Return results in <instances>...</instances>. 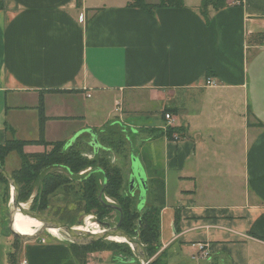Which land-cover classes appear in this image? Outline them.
I'll return each mask as SVG.
<instances>
[{"label":"crops","instance_id":"obj_1","mask_svg":"<svg viewBox=\"0 0 264 264\" xmlns=\"http://www.w3.org/2000/svg\"><path fill=\"white\" fill-rule=\"evenodd\" d=\"M207 1L148 10L131 0H0V146L39 139L41 95L47 142L138 132L135 148L125 137L129 193L139 191L140 205L135 164L150 193L155 176L164 180L161 203L146 197L162 207L153 259L264 264V0L219 10ZM166 113L182 129L177 140L163 134ZM199 244L210 260L191 259ZM10 254L16 264H82L52 240L14 238L0 264ZM140 263L100 251L83 264Z\"/></svg>","mask_w":264,"mask_h":264},{"label":"trees","instance_id":"obj_2","mask_svg":"<svg viewBox=\"0 0 264 264\" xmlns=\"http://www.w3.org/2000/svg\"><path fill=\"white\" fill-rule=\"evenodd\" d=\"M131 7H142L148 10L159 8H181L184 6V0H159L160 3L150 5L146 0H131ZM227 0H214L211 4L215 10L222 9L226 6ZM243 0H236L241 5ZM207 0H203L202 7H206ZM204 12V10H203ZM264 43V36H259ZM209 73H211L209 71ZM40 118L39 139L37 141H18L9 140L3 146H0V168H4V161L12 153H17L20 159V166L12 172V175L18 182L20 188L19 201L24 202L34 188L37 190V196L33 201L32 211L43 214L49 205L50 198L58 192H64V195L73 193L83 204V211L86 214H94L100 223L104 217L111 215L115 211L104 199L107 196L115 201L117 207L122 212L121 229L137 238L146 248L149 258L155 257L160 250V211L161 205H156L152 201L146 199L144 207L139 210L132 205V196L123 193L124 178L120 167L109 159L107 147L114 149L118 145L121 147L125 144V139L118 137L110 139L109 135H105L104 128L101 130L94 129L99 134V144L101 148L95 152L94 148L87 145L84 134L76 138L73 143L67 144L63 141L47 142L44 137V127L46 117L44 115V100L40 96L39 105L37 107ZM182 129L171 127L164 135L170 140H176L174 133H181ZM117 133V132H116ZM115 133V134H116ZM175 137V138H174ZM101 141V142H100ZM29 145L43 146L46 150L43 153L28 154L25 147ZM90 145V144H89ZM88 146V147H87ZM85 148L89 149L88 154ZM91 148V149H90ZM60 167L66 173H58L50 171L52 168ZM86 168L92 170L79 178L77 182L71 180L72 175ZM155 184V192L148 191L149 197H156V201L162 202L164 196V180L162 176H155L152 180ZM0 184L7 186V195L9 196V182L0 175ZM156 202V203H157ZM32 227V226H30ZM92 232V231H91ZM90 232V233H91ZM86 233V232H85ZM18 241V240H17ZM76 254L79 261L86 263L88 257L93 252L111 251L122 255L131 256L133 254L131 247L126 243H116L110 240L99 241L90 246H80L68 243ZM161 260H165L163 254L157 256L152 264H159ZM9 264H16V260L9 255ZM164 264H166L164 262Z\"/></svg>","mask_w":264,"mask_h":264},{"label":"rangeland","instance_id":"obj_3","mask_svg":"<svg viewBox=\"0 0 264 264\" xmlns=\"http://www.w3.org/2000/svg\"><path fill=\"white\" fill-rule=\"evenodd\" d=\"M171 127H174V126L164 125L163 133L166 134ZM179 129H181V128L179 127ZM104 131H105L104 132L105 135H109L111 140L117 139V138H114L115 136L116 137L117 136L122 137L123 139H125V137L127 135H129V138H130V141L133 145V148H135L137 145H139L141 140L144 139L143 135L139 134L138 132L133 131L135 133V135L133 136L132 134L129 133V130H128V134H127V131H123L119 127H116V130L113 129L112 131H110L109 128H104ZM97 135H98V141H99L100 140L99 134H97ZM174 135L179 137L181 135V133H174ZM86 138H87L86 139L87 145L90 146L89 143L91 142V137L88 135ZM65 143H67V142H65ZM135 144H137V145L135 146ZM101 145L103 146L102 143H101ZM29 146L34 147L37 145H29ZM41 149L45 150V147L41 146ZM106 149L109 151L107 156L109 157V159L111 161H113L114 163L117 160L120 161L119 167H120V170H121L123 178H124V185H123L122 191L124 194L128 195L129 186H128V175H127L128 173H127V171H129L128 166L130 164V148H129L127 142L125 141V144L123 147L118 145L116 148L111 149V148L107 147V145H106ZM85 150L87 152L89 151V149H87V148H85ZM39 153H41V152H39ZM30 154H36V153H30ZM88 154H90L92 156V154L90 152H88ZM19 166H20V159H19L17 153H12L4 161V168L3 169L12 173L14 170L19 168ZM91 170H92L91 168H86L85 170L80 171L78 173V175H72L71 180L74 182H77L79 180V178L84 177L85 174H87ZM50 171L62 172V173L65 172L64 169H62L60 167L52 168ZM9 189L10 190H9V196H8L7 195V186L4 184H0V260H1V254H2V256L5 253L7 255V253L12 251L13 243H14V237L11 235L10 230L8 229L10 217L13 213L12 187L10 185H9ZM138 195H139V191H136L133 193V196H132V205L136 209L139 205ZM35 196H37L36 188H34L31 195L26 200H24V202H20V203L24 204L26 207L28 206L27 208L29 210H31V208L33 207V201L35 200ZM104 199L109 205L114 206L116 208H119V207H117V204L115 203V201L112 200L111 198L104 196ZM43 214L48 216V217L62 221L65 224L69 225L70 227H82V225L85 226L87 219L92 217L91 222H93L94 224H97L101 228V230L104 229V227L101 224L107 223L111 227H114L117 225L120 218L122 217V213L115 210L113 213H111V215L104 217L102 219L103 223H100L97 220L96 215L86 214L83 211V204L78 200V198L75 195H73V193L65 196L64 192H62V191L58 192L55 196H52L50 198V205H49L48 209L45 212H43ZM38 230L39 229H36L34 227L27 226L25 228V232L23 231V234H25V235L35 234V233H37ZM79 230H80V228H79ZM91 231L92 230L90 228H87V230L85 232L90 233ZM91 233L95 234L94 231H92ZM10 236H12V238L8 240L7 237H10ZM37 239L46 240V241L52 240V241H56V242H64L67 244L70 243L66 239V237L63 235L61 236L60 239H56V238H53L52 236H50L47 232L41 234V236ZM32 240L34 241L36 239L32 238ZM17 242H20V241H17ZM132 252H133V254L131 256L138 258V256L136 255V253L133 250H132ZM153 258L154 257H151L150 260L153 261L154 260ZM164 262H165V260H161L159 262V264H164Z\"/></svg>","mask_w":264,"mask_h":264},{"label":"water","instance_id":"obj_4","mask_svg":"<svg viewBox=\"0 0 264 264\" xmlns=\"http://www.w3.org/2000/svg\"><path fill=\"white\" fill-rule=\"evenodd\" d=\"M92 136V140L90 142V146L94 148L95 152L101 148L98 139H97V134L94 132L90 133ZM135 164V162H134ZM135 166V172L131 178V184H133L136 180L140 184V205H139V210H141L146 202V197L148 193V187H147V179L144 174L139 173L138 170L136 169V164ZM0 175H2L10 184L12 187V204H13V213L10 217V221L8 224V229L10 230L11 235L20 241V243H24L26 241H31L32 238H39L41 234L45 233L48 231V229H57L61 235L65 236L66 239L76 245L80 246H90L93 245L99 241H107L110 238H115L119 237L124 239L125 243L128 244L131 249L136 253L138 256L141 264H152V261L150 260L145 246L135 237H132L130 234L125 232L123 229H121L122 225V217L120 218L119 222L117 223L116 226L111 227L107 223L101 224L104 229L101 230V232L97 234H92V233H85V232H79L76 230L75 227H70L69 225L65 224L62 221H59L57 219L48 217L44 214H40L37 212H34L32 210H29L28 208H25L22 203L19 201V196H20V188L18 185L17 180L15 177L12 175V173L8 172L7 170L0 168ZM111 208H114L118 212H121V209L116 208L114 206H110ZM19 212L25 217H28L30 219H33L39 223H41V228L38 230L37 234L35 236H25L17 233L14 229V223H15V217L16 214Z\"/></svg>","mask_w":264,"mask_h":264},{"label":"bare ground","instance_id":"obj_5","mask_svg":"<svg viewBox=\"0 0 264 264\" xmlns=\"http://www.w3.org/2000/svg\"><path fill=\"white\" fill-rule=\"evenodd\" d=\"M23 206L25 208L28 207V206L26 207L24 204H23ZM15 214H16V217H15L14 229L17 233H19L21 235H25L22 233L27 226H32L36 229H40L42 226L41 223H39L33 219H30L28 217H25L22 214H20L19 212L15 213ZM91 218L92 217L87 219L85 226L82 225V227H75L76 230L79 232H85L87 230V228H90L92 231H94L95 234L101 232V228L97 224H94L93 222H91ZM79 228H80V230H79ZM47 233L56 239H60L62 236L61 233L57 229H53V228L48 229ZM36 234L37 233L32 234V235H25V236H35ZM109 240L116 242V243H125L124 239L119 238V237L110 238Z\"/></svg>","mask_w":264,"mask_h":264},{"label":"built area","instance_id":"obj_6","mask_svg":"<svg viewBox=\"0 0 264 264\" xmlns=\"http://www.w3.org/2000/svg\"><path fill=\"white\" fill-rule=\"evenodd\" d=\"M207 86H212V87H214V86H216V84H215V82L214 81H212V80H208L207 81ZM90 97V96H89ZM165 119H166V121L169 123L168 125H171L170 123L172 122V116H171V114H169V113H166L165 114ZM175 137H177V136H175ZM174 137V138H175ZM177 140V139H176ZM46 241L45 240H42V243H45ZM197 250H198V256L196 257V256H193L191 259L193 260V261H199V260H210V257H211V254H210V252L208 251V247H207V245H203V244H199L198 245V248H197ZM24 264H27L26 262H24Z\"/></svg>","mask_w":264,"mask_h":264},{"label":"flooded vegetation","instance_id":"obj_7","mask_svg":"<svg viewBox=\"0 0 264 264\" xmlns=\"http://www.w3.org/2000/svg\"><path fill=\"white\" fill-rule=\"evenodd\" d=\"M90 144V143H89ZM46 150H48L47 148L43 151V152H45ZM43 152H41V153H43ZM63 169V168H62ZM65 171V170H64ZM58 173H62V172H58ZM65 173V172H64ZM136 182V181H135ZM132 186H133V184H132ZM130 187V186H129ZM128 194H130V193H128ZM131 194H133V192L131 193ZM130 194V195H131ZM132 196V195H131Z\"/></svg>","mask_w":264,"mask_h":264}]
</instances>
